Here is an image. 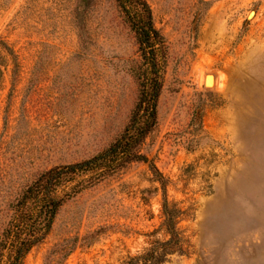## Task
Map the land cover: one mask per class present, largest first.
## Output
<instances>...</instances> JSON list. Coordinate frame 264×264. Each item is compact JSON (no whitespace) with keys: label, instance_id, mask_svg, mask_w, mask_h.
Segmentation results:
<instances>
[{"label":"rangeland","instance_id":"374dc122","mask_svg":"<svg viewBox=\"0 0 264 264\" xmlns=\"http://www.w3.org/2000/svg\"><path fill=\"white\" fill-rule=\"evenodd\" d=\"M166 41L158 126L133 164L83 191L24 264H264V0H146ZM0 0V233L42 173L124 131L140 54L115 0ZM254 12L253 19H248ZM252 18V17H251Z\"/></svg>","mask_w":264,"mask_h":264},{"label":"trees","instance_id":"16d2710c","mask_svg":"<svg viewBox=\"0 0 264 264\" xmlns=\"http://www.w3.org/2000/svg\"><path fill=\"white\" fill-rule=\"evenodd\" d=\"M94 2L76 0L73 20L81 58L90 51L87 16ZM115 3L122 21L135 38L141 59L136 73L138 97L129 122L105 150L90 159L42 173L9 204L0 233V264H24L27 256L50 235L59 213L69 201L133 164L147 165L162 186L166 228L171 243L177 242L166 201V184L143 153L146 141L158 126V104L167 70L166 41L156 28L153 11L146 0H115Z\"/></svg>","mask_w":264,"mask_h":264},{"label":"water","instance_id":"95a60500","mask_svg":"<svg viewBox=\"0 0 264 264\" xmlns=\"http://www.w3.org/2000/svg\"><path fill=\"white\" fill-rule=\"evenodd\" d=\"M254 15H255V13L252 12V13L249 15L248 19L250 20V18H251L252 16L254 17ZM253 17H252L251 19H253Z\"/></svg>","mask_w":264,"mask_h":264},{"label":"bare ground","instance_id":"6f19581e","mask_svg":"<svg viewBox=\"0 0 264 264\" xmlns=\"http://www.w3.org/2000/svg\"><path fill=\"white\" fill-rule=\"evenodd\" d=\"M253 17V16H252ZM251 19V18H250Z\"/></svg>","mask_w":264,"mask_h":264}]
</instances>
